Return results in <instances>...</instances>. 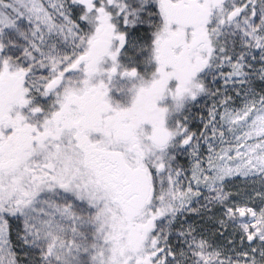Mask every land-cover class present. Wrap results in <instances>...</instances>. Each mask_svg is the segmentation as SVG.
<instances>
[{
	"label": "snow or ice",
	"instance_id": "obj_1",
	"mask_svg": "<svg viewBox=\"0 0 264 264\" xmlns=\"http://www.w3.org/2000/svg\"><path fill=\"white\" fill-rule=\"evenodd\" d=\"M0 264H264V0H0Z\"/></svg>",
	"mask_w": 264,
	"mask_h": 264
}]
</instances>
